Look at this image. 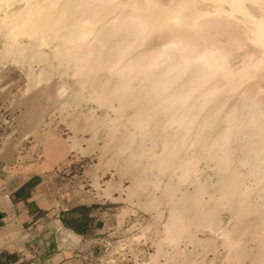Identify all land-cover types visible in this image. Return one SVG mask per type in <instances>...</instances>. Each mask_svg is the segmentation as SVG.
<instances>
[{"label": "bare ground", "instance_id": "1", "mask_svg": "<svg viewBox=\"0 0 264 264\" xmlns=\"http://www.w3.org/2000/svg\"><path fill=\"white\" fill-rule=\"evenodd\" d=\"M16 1L20 0H0V9L2 13L4 12L1 16L2 23L6 24L4 20L10 15L12 18V14H15L14 19L9 20V22L12 21L10 36L13 39L25 34L30 24L33 27L36 26L34 29L38 31L34 30V32H39L40 35L41 33L43 36L45 33L60 35L63 49L59 55L73 66L75 74L86 77L90 84L96 82L98 91L94 95V100L105 105L106 108L134 107L135 111L131 114L130 120L143 131L155 124L157 115L162 114L164 123H161L162 128L161 124L159 126L160 132L168 133L165 149L171 150L174 146L181 150L198 147L204 155L215 158L224 169L231 171L233 142L243 141L240 147L243 156L240 154L242 157L237 160H240L238 161L239 166L241 164L246 167V175L254 178L255 184L254 186H252L253 183L247 185L245 172L232 168L233 173L230 176L232 179L227 181V190L224 191L235 196L237 200H233L237 202L238 211L254 210L257 207L258 202L254 199L253 201L252 197L254 194L257 196L264 192V0H24L23 6L12 10V5ZM20 2L22 5V0ZM228 31L230 33L226 35ZM59 43L62 45L61 41ZM43 45L45 46V43H42ZM39 53L42 51L38 50V55ZM44 54L46 53L40 54L43 59ZM239 61L240 63H237ZM66 91V86L59 83L54 95L62 96ZM235 94L238 97V104L233 108H228L227 105H230L228 101ZM107 122L109 124L111 119L108 118ZM209 131H213V134L207 136ZM158 132L159 130L154 134ZM173 135L177 137L176 141L173 140ZM171 137L172 139H169ZM133 138V132L126 134L119 145V150L129 148ZM179 151L177 149L174 153ZM192 151L197 154V150ZM149 152H151L150 149ZM144 153L141 152L143 155ZM206 158L203 159L206 160ZM184 159L186 162L187 158ZM188 161L182 166L183 161L181 166L187 168L188 165L185 164H188ZM154 163L152 165L157 164ZM220 171L222 172V169ZM225 179L223 182H226ZM227 193L224 192L222 196ZM150 203L153 205L152 202ZM182 204L186 205L184 202L180 203L181 206ZM189 207L190 205L186 209L191 211L193 206L190 209ZM186 209L177 211L187 212ZM213 213H211L212 219L215 217ZM183 214L180 213L178 216L175 213L172 216L175 219L171 217L175 221H172L174 223L171 227L167 225L170 234L174 230H179L178 232H183L181 235H184L183 229L192 217L191 219L187 217V215L190 216L188 212L186 217L189 220H184L186 213ZM243 214L247 215L244 212ZM259 215L261 216L260 213ZM208 217L209 212H205L203 219L198 216L202 220L198 219V222H194L200 226L201 223L210 225L212 220ZM253 217L255 216L251 219ZM219 223L222 225L221 219ZM220 224L217 226H221ZM213 225L216 226V224ZM256 225V229L262 228V231L264 218L259 219ZM187 231L188 228H186ZM230 233L227 231L226 235ZM177 235L179 238L180 233ZM262 236L260 241L264 246V234ZM192 238L196 242L199 241V238L194 236ZM60 239L76 241L78 235L71 229L63 228Z\"/></svg>", "mask_w": 264, "mask_h": 264}, {"label": "rangeland", "instance_id": "2", "mask_svg": "<svg viewBox=\"0 0 264 264\" xmlns=\"http://www.w3.org/2000/svg\"><path fill=\"white\" fill-rule=\"evenodd\" d=\"M20 1H16L11 9H19V6H23L24 0H22V5ZM3 14L4 12L2 13V9H0V124L12 125L11 128L7 129V132L13 133L19 131L20 136L31 134L34 138L37 137V139H32V142L26 140L24 145H33L34 151L38 153H42L45 145L49 142L59 141L63 143L67 151L64 161H69L71 163L69 170L72 169L73 171H77L78 174L83 175L85 178L83 181L85 188H90V191H93L95 200L101 202L105 201L106 205L112 207L111 209L105 210L106 212H109L110 215L112 212L116 213L117 218L114 221L116 230H111L114 232L116 244L111 247L110 250L113 251L112 253L116 251L115 253L120 256L119 261L124 263L128 262L130 264H264V246H262V241H260L264 234V227L262 231V228L259 230L256 229L258 220L264 218V206L262 207V205H264V199H262L264 198V192L259 194L261 197L257 194V196L254 194L252 197V200L254 199L258 202L255 208L256 212L255 209L238 211L236 209L238 205L235 196H231L228 191H224L228 183L227 181L232 179L230 176L234 168L243 173L245 172V182L246 184L248 183L247 185H252L253 183L252 186H254L255 184L254 178L246 175V167L241 164L239 166L238 161L240 160H237L243 156L241 153L242 149L240 148L242 147L243 141L241 142V140H238L233 142L235 147L234 145L232 146L233 162L231 171L224 169L222 164L220 165L215 158L204 155L198 147L189 149L190 151L188 149L181 150V148H176L173 143L174 147H172L171 150L165 149V141L168 133L164 131L160 132L163 125L161 123H164L162 114L159 113L157 115L155 124L150 125L146 131L140 130V128L130 120L131 114L135 111L134 107L106 108L105 105L94 100V95L96 91H98L96 82L90 84L86 77L75 74L72 68L73 66L64 61L65 59L59 55V52L63 49V41L60 35L57 36L55 33H45L44 36L43 33H41L40 35L39 32H34V30H37L34 29L36 26L33 27V25L31 26L30 24L26 30L29 34L31 33V35L26 31V35L23 34L18 36L17 39H13V37L10 36L12 21L9 22V20H13L15 14H12L13 19L10 15V17L4 20V22L6 21L8 24L2 23L1 16H3ZM29 28L30 30H28ZM229 33L228 31L226 35ZM28 35L29 37H27ZM47 35H49V37ZM53 35H56L58 38ZM56 38L57 41L55 40ZM59 40L62 42V45H60ZM42 43H45V46H42ZM58 45L60 47H58ZM57 47L59 51L56 49ZM37 49L40 52L42 51V53L38 55ZM43 53L47 54H44V59L40 55H43ZM50 53L51 55H49ZM39 56H41L40 58L42 59L38 58ZM237 63H240V61ZM39 82H41V84H39ZM59 83L64 84L67 89L66 93L62 96L54 95L56 86ZM77 95H79L80 98ZM232 97L228 101V104H230L227 105L228 108H233L238 104L237 95H232ZM81 101L83 102L81 103ZM105 108L107 112H104ZM129 111L132 112L128 113ZM108 118L111 119L109 124L107 122ZM17 122L20 123V125L25 123L29 126L18 128ZM215 129L218 130L216 127ZM158 130L159 132L154 134L155 131L157 132ZM129 132L134 133V138L130 143V147L119 150L120 143ZM212 132L209 131L207 136H210ZM135 134L137 135V139L135 138ZM153 139L156 140L154 141ZM169 139H172V137ZM173 140H177L175 135H173ZM238 142L239 145H237ZM149 149L151 152H149ZM162 149H164V152ZM177 149L180 151L174 153L177 152ZM192 150H197L196 152L198 155ZM141 152H145L144 155L141 154ZM138 154H140V156ZM162 155L164 156L162 157ZM182 156L187 158L186 162ZM198 156L200 157L198 158ZM202 157L207 158L204 160ZM209 158L212 160L210 161ZM136 160L140 161L137 162ZM187 161L188 164H185L188 165L187 168L186 166L182 167ZM182 162L183 164L181 166ZM215 162H217L218 165ZM234 162L238 163L235 164ZM153 163L155 165H152ZM191 163L194 164L195 169H193L194 166ZM152 166L154 167L152 168ZM219 168L220 170L222 169V172H225L222 173ZM147 171H150V174ZM226 171H229L228 174L230 175H228ZM223 178H226V182H223ZM220 179L223 182V186ZM136 186L137 189L135 190ZM224 192L228 193L222 196ZM196 197L198 199H196ZM150 202H152L153 205ZM183 202L186 203V205L188 202V205L182 204L181 206L180 203ZM197 204L198 206L196 207ZM204 204H206V206H204ZM189 205L190 207L193 206L192 210H197H191L192 212L188 211L186 208ZM235 205H237V207H235ZM173 206L176 211H184L183 209H186L187 212H177H180L181 215L182 213H186L185 217L189 212L190 216L187 215V217L190 219L192 217L188 225L185 223L187 225L185 227L188 228V231L186 232V228L183 229L184 235H181L183 232H178L179 230H174V232L171 231V234L170 231L167 230V227L169 225V227H171L172 223H174L172 222L175 219L172 217L174 216L173 214L176 213V215H178L173 209ZM215 206L217 210L214 209ZM212 210H216L217 214H215V211V213H213ZM204 211L209 212L208 218H211L213 222H211L212 225H203L201 222H199L201 226L195 224L203 219V215L205 214ZM243 212L247 215H244ZM211 213L215 215L214 219H212L213 215H211ZM198 216L202 219L198 218ZM252 216L255 217L251 219ZM187 217L184 218V220H187ZM219 218L221 219L222 225L219 223ZM256 218L257 221H255ZM112 221L113 219H111V222ZM213 224H216V226ZM219 224L221 226H217ZM62 230L63 228L57 233L58 241L61 246H67V243L61 242L60 239ZM227 231L228 233L231 231V233L228 234L229 236L226 235ZM176 233H180L179 238ZM193 236L197 239L199 238V241L196 242V240L192 238ZM207 239L210 240V242ZM211 240H213V242H211ZM76 242L78 241L72 243ZM188 249L189 251H187ZM122 258L124 259L121 260Z\"/></svg>", "mask_w": 264, "mask_h": 264}, {"label": "crops", "instance_id": "3", "mask_svg": "<svg viewBox=\"0 0 264 264\" xmlns=\"http://www.w3.org/2000/svg\"><path fill=\"white\" fill-rule=\"evenodd\" d=\"M11 126L0 124V264H130L110 250L116 213L69 170L63 143L38 153L24 145L37 137L7 132ZM62 228L74 229L78 243L61 246Z\"/></svg>", "mask_w": 264, "mask_h": 264}, {"label": "built area", "instance_id": "4", "mask_svg": "<svg viewBox=\"0 0 264 264\" xmlns=\"http://www.w3.org/2000/svg\"><path fill=\"white\" fill-rule=\"evenodd\" d=\"M65 229H70V228H65ZM71 230H72V232H74L75 234H77L76 231H75L74 229H71ZM77 235H78V234H77ZM79 239H80V238H79V235H78V240H76V241H79ZM61 242H64V243L66 242V243H67V244H66L67 246H71V245H73V244L78 243V242H76V243H72V242H75V240H73V239H68L67 241H62V240H61ZM69 242H70V243H69ZM123 259H124V258H122L121 260H123Z\"/></svg>", "mask_w": 264, "mask_h": 264}]
</instances>
